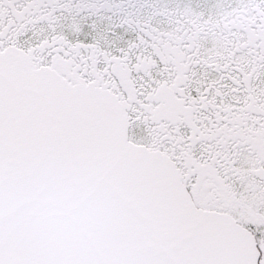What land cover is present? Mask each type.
I'll return each mask as SVG.
<instances>
[{
    "label": "snow or ice",
    "instance_id": "obj_1",
    "mask_svg": "<svg viewBox=\"0 0 264 264\" xmlns=\"http://www.w3.org/2000/svg\"><path fill=\"white\" fill-rule=\"evenodd\" d=\"M0 264H264V0H0Z\"/></svg>",
    "mask_w": 264,
    "mask_h": 264
}]
</instances>
